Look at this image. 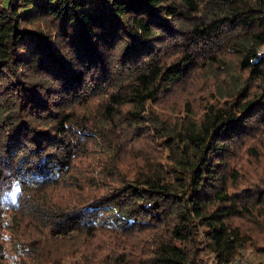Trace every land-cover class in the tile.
<instances>
[{
	"label": "trees",
	"instance_id": "obj_1",
	"mask_svg": "<svg viewBox=\"0 0 264 264\" xmlns=\"http://www.w3.org/2000/svg\"><path fill=\"white\" fill-rule=\"evenodd\" d=\"M249 245L264 0L0 3V264H223Z\"/></svg>",
	"mask_w": 264,
	"mask_h": 264
},
{
	"label": "rangeland",
	"instance_id": "obj_2",
	"mask_svg": "<svg viewBox=\"0 0 264 264\" xmlns=\"http://www.w3.org/2000/svg\"><path fill=\"white\" fill-rule=\"evenodd\" d=\"M6 0H0V3L4 5ZM245 166L247 167L248 174L251 175V177L257 178V175L260 173H256V171L253 168V165L250 162H246ZM205 263L202 264H221V263H215L211 260V258L205 259ZM232 260V264H264V250L258 249L254 245H249L241 249V252L234 256ZM201 264V263H200ZM223 264H229L223 263Z\"/></svg>",
	"mask_w": 264,
	"mask_h": 264
},
{
	"label": "built area",
	"instance_id": "obj_3",
	"mask_svg": "<svg viewBox=\"0 0 264 264\" xmlns=\"http://www.w3.org/2000/svg\"><path fill=\"white\" fill-rule=\"evenodd\" d=\"M232 263H233L232 260H230V261H229V264H232Z\"/></svg>",
	"mask_w": 264,
	"mask_h": 264
}]
</instances>
